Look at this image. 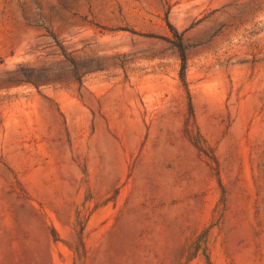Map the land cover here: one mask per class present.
Listing matches in <instances>:
<instances>
[{
    "label": "rangeland",
    "instance_id": "obj_1",
    "mask_svg": "<svg viewBox=\"0 0 264 264\" xmlns=\"http://www.w3.org/2000/svg\"><path fill=\"white\" fill-rule=\"evenodd\" d=\"M0 264H264V0H0Z\"/></svg>",
    "mask_w": 264,
    "mask_h": 264
},
{
    "label": "trees",
    "instance_id": "obj_2",
    "mask_svg": "<svg viewBox=\"0 0 264 264\" xmlns=\"http://www.w3.org/2000/svg\"><path fill=\"white\" fill-rule=\"evenodd\" d=\"M168 27L173 32V30L171 29V26L169 24H168ZM174 34H176L175 36H177V33L174 32ZM178 47H179V52H180V58L182 61L180 77L183 80V74H184V70H185V54H184V49L182 48L180 36H178Z\"/></svg>",
    "mask_w": 264,
    "mask_h": 264
}]
</instances>
